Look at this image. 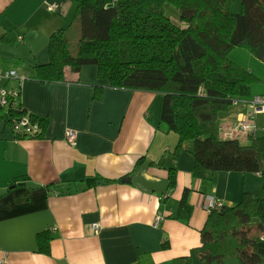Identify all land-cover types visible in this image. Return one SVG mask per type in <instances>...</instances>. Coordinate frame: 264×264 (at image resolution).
I'll list each match as a JSON object with an SVG mask.
<instances>
[{
	"label": "crops",
	"instance_id": "1",
	"mask_svg": "<svg viewBox=\"0 0 264 264\" xmlns=\"http://www.w3.org/2000/svg\"><path fill=\"white\" fill-rule=\"evenodd\" d=\"M234 4L238 11L240 0ZM169 16L177 19L176 10ZM74 17L73 0H0V69L25 76L21 107L47 119L43 137L19 138L0 118V259L3 264H165L190 254L208 215L204 196L233 205L243 191L261 192L260 174L215 171L193 177L192 155L176 148L177 134L160 122V92L113 87L98 78L92 64L76 72L66 66L61 81L33 78L32 67L48 61L50 33L75 24ZM251 85L238 105L220 113L219 129L249 111L254 95L264 96L251 92ZM259 115L264 113L254 117L255 135L264 129ZM66 129L75 132L72 143ZM247 141L239 138L241 144ZM171 166L175 179L169 185ZM94 175L114 181L83 180ZM184 188L188 221L173 217ZM156 216L161 219L154 223ZM93 222L99 223L96 233ZM43 231L51 236L48 254L37 249ZM224 264L241 263L232 256Z\"/></svg>",
	"mask_w": 264,
	"mask_h": 264
},
{
	"label": "trees",
	"instance_id": "2",
	"mask_svg": "<svg viewBox=\"0 0 264 264\" xmlns=\"http://www.w3.org/2000/svg\"><path fill=\"white\" fill-rule=\"evenodd\" d=\"M73 1L75 24L50 33L48 61L32 67L33 78L61 81L66 66L76 72L92 64L98 78L113 87L160 92V122L178 134L176 148L192 155L193 177L215 171L260 174V193L243 191L235 204L210 210L192 253L165 264H224L232 256L241 264H264V134L248 135L241 144L237 137L220 138L216 123L233 100L260 81L228 52L241 47L264 63V0H240L238 11L225 9L222 0ZM165 4L176 10L177 19L165 13ZM25 114L40 132L19 138L43 137L45 117L22 107L0 108L6 121ZM174 179L171 166L169 185ZM83 180L89 185L114 181L97 175ZM188 193L184 188L173 214L183 221L191 213ZM50 239L47 232L38 234V252L49 253Z\"/></svg>",
	"mask_w": 264,
	"mask_h": 264
},
{
	"label": "built area",
	"instance_id": "3",
	"mask_svg": "<svg viewBox=\"0 0 264 264\" xmlns=\"http://www.w3.org/2000/svg\"><path fill=\"white\" fill-rule=\"evenodd\" d=\"M53 7V6H52ZM48 7L47 9H51ZM25 76L17 73L14 69L3 71L0 69V108L7 112L10 109H19V90ZM15 82L14 86H7L5 83ZM233 104H237V100H233ZM248 106L250 110L244 114H240L236 119L233 127L228 128L226 135H223V130L219 129V135L224 137H236V134H244L245 136L251 135L256 131V125L254 122V117L256 114L264 113V97L261 95L253 96L250 101H248ZM11 131L15 137H28L40 132V127L37 122L31 121L28 114L22 115L20 117L10 116L7 120ZM230 131V132H229ZM236 133V134H235ZM65 139L67 142L72 143L75 139V132L72 129L65 130ZM223 202L213 196L205 195L203 198V207L207 212L213 209H220ZM161 219L160 216H156L154 223H157ZM91 229L96 233L99 229V223L93 222L91 224ZM4 259H0V264H3Z\"/></svg>",
	"mask_w": 264,
	"mask_h": 264
},
{
	"label": "rangeland",
	"instance_id": "4",
	"mask_svg": "<svg viewBox=\"0 0 264 264\" xmlns=\"http://www.w3.org/2000/svg\"><path fill=\"white\" fill-rule=\"evenodd\" d=\"M235 3V0H233ZM231 3L229 0L224 4V8L235 11V4ZM53 5H48V7H52ZM165 13L166 14H172V10L174 11V8L170 4H165ZM228 57L238 64L239 66H242L243 68L251 71L255 76L260 78V81L256 84L251 85V92H261L264 93V63L260 62L258 59H256L254 56H252L246 49L241 47H234L228 52ZM238 103V102H237ZM247 104V103H246ZM259 118L262 119V122H264V115H259ZM236 121V120H235ZM235 121L232 120L231 126L233 127V123ZM226 126H221L223 130V135H226V132L229 127L225 128ZM228 132V131H227ZM230 132V131H229ZM236 134V133H235ZM258 134L262 135L264 134L263 131L258 132ZM245 136L244 134H236V137L239 139L240 137ZM233 137V136H232Z\"/></svg>",
	"mask_w": 264,
	"mask_h": 264
},
{
	"label": "water",
	"instance_id": "5",
	"mask_svg": "<svg viewBox=\"0 0 264 264\" xmlns=\"http://www.w3.org/2000/svg\"><path fill=\"white\" fill-rule=\"evenodd\" d=\"M122 181H126V182H128L129 181V179L127 178V177H124V178H122L121 179ZM18 185H22L23 183H17ZM11 187H13V185H11Z\"/></svg>",
	"mask_w": 264,
	"mask_h": 264
},
{
	"label": "bare ground",
	"instance_id": "6",
	"mask_svg": "<svg viewBox=\"0 0 264 264\" xmlns=\"http://www.w3.org/2000/svg\"><path fill=\"white\" fill-rule=\"evenodd\" d=\"M247 50V49H246ZM240 103V102H239ZM237 105H238V103H237ZM241 105V104H240ZM232 106H233V104H232ZM240 107V106H239ZM248 108H249V106H248ZM230 126V125H229ZM226 128V127H225ZM224 130H226V129H224ZM228 131V130H227ZM178 135V134H177ZM252 135H254V134H252ZM220 138H221V136H219ZM234 137V136H233ZM250 138V137H249ZM225 205V204H224ZM222 207V206H221Z\"/></svg>",
	"mask_w": 264,
	"mask_h": 264
}]
</instances>
